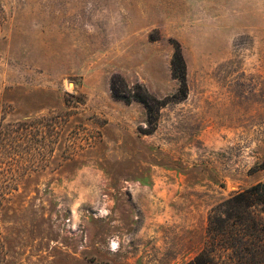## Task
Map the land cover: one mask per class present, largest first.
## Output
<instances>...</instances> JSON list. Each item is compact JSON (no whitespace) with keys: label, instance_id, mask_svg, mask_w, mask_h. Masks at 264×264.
<instances>
[{"label":"rangeland","instance_id":"374dc122","mask_svg":"<svg viewBox=\"0 0 264 264\" xmlns=\"http://www.w3.org/2000/svg\"><path fill=\"white\" fill-rule=\"evenodd\" d=\"M0 18V264H188L264 183V0H0ZM177 44L187 97L149 124L112 82L170 98ZM29 125L10 162L3 132Z\"/></svg>","mask_w":264,"mask_h":264},{"label":"trees","instance_id":"16d2710c","mask_svg":"<svg viewBox=\"0 0 264 264\" xmlns=\"http://www.w3.org/2000/svg\"><path fill=\"white\" fill-rule=\"evenodd\" d=\"M173 71L176 78L180 80L181 86L176 94L166 100L157 99L145 86L140 84L133 87L128 86L123 79L121 81V77L118 78L123 84L122 89H118L114 81L112 82L113 97L128 104L134 101L142 103L147 110L149 124H155L161 108L169 102L184 100L188 94L187 71L182 47L179 44L175 46ZM151 133V131L145 132V134ZM16 135L20 139L29 137V140L25 141L28 148L24 151L26 154L28 152L33 154L34 144L37 143V131L34 126L29 125L8 133L3 132L4 141L8 140L7 148L12 151L13 157L10 162L14 161L18 164L20 151L24 153L21 146L14 147L19 144L17 140L19 138H16ZM40 143L42 148L46 149L45 143L42 141ZM256 208H259L258 212L261 217L253 211ZM225 209L224 214L228 218V224L221 225V220L211 217L205 248L188 264H264V183L237 194L225 203ZM252 246L254 249H251ZM217 251L228 253V260H221L222 257L217 255Z\"/></svg>","mask_w":264,"mask_h":264}]
</instances>
